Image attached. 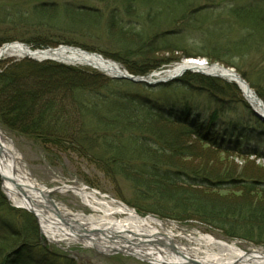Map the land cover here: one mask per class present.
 <instances>
[{"label": "trees", "instance_id": "trees-1", "mask_svg": "<svg viewBox=\"0 0 264 264\" xmlns=\"http://www.w3.org/2000/svg\"><path fill=\"white\" fill-rule=\"evenodd\" d=\"M67 1L57 0L51 4L32 0L35 2L32 6L34 24L47 27V31L50 29L51 32L46 33L48 37L27 40L21 34L9 37L0 29V47L14 41L31 45L32 49L73 44L63 37L68 30L62 25L66 23L59 18L63 15L78 17L82 13L99 18V11H78L65 5ZM97 1L114 6L112 11L115 15L116 4L124 5L128 23L115 21L112 25L121 32H129L127 28L131 32H139L140 36L135 37L141 38V43L134 41L133 47L141 49L135 54L140 61L132 72L140 76L153 71L146 53L166 51L169 36L175 33L174 30L166 32L156 27V22L165 16L174 18L168 24L170 26L178 23L191 26L194 20L211 14L213 6H222L232 14L244 17V25L256 29L264 27V5L260 6L264 0L254 4L233 3L230 8L223 6L225 0H164L160 3H164L161 5L167 14L158 9L150 14L146 10L141 15L133 8L138 6L137 0ZM14 8L12 6V12ZM21 8L26 17L29 8ZM150 30L151 33H144ZM243 47V51L256 47L263 49L264 35L250 38ZM145 63L149 65L139 66ZM4 65V62L0 63V123L5 124L7 130L13 132L17 125L22 124L25 134L32 135L44 145L76 153L97 163L109 178L124 177L137 187L139 195L153 203L150 210L140 207V211L181 220L193 216L220 230L228 240H243L264 248V179L215 169L210 162L197 158L193 152L194 143L186 142L181 133L145 121L139 124L137 113L132 111L133 107H143L188 127L196 140L210 145L215 152L261 155L258 145L254 151L245 147L246 142L260 137V130L264 136V122L257 119L249 108L244 106L241 112L236 109L233 120L225 123L227 111L222 113L182 98L161 100L151 96L153 92L168 94L177 85L208 95L210 100L222 99L226 96L222 86H227V83L189 74V80L184 78L153 87L51 61L21 60L11 61L6 68ZM242 77L245 78L244 75ZM10 90L15 94L13 97L7 95ZM190 160L198 163L190 165ZM20 215L24 218L22 223L16 219ZM0 230L3 234L1 240L14 239L19 243L15 248H7L5 254L2 251L0 264H78L52 251L42 237L35 217L24 210L11 208L1 192Z\"/></svg>", "mask_w": 264, "mask_h": 264}, {"label": "rangeland", "instance_id": "rangeland-1", "mask_svg": "<svg viewBox=\"0 0 264 264\" xmlns=\"http://www.w3.org/2000/svg\"><path fill=\"white\" fill-rule=\"evenodd\" d=\"M40 1L51 4L57 3V0ZM160 1L164 0H137L138 6H134L133 8L136 12H138V15H141L142 12L146 13V10L147 13L150 14L153 10L158 9L167 14L164 10L165 7L161 5L164 3H160ZM260 1L262 0H237V2L236 0H225V2H223V6L230 8L233 3L242 5L248 3L254 4L255 2ZM35 2L32 3V0H0V29L3 33L9 37H18L21 34L23 37H26L27 40L40 39L41 37L44 39L45 37H48L47 34L51 32L50 29L47 31V27L43 28L34 24V10H32V6ZM157 3L160 4L158 5ZM203 4L204 3H200V5ZM65 5H68L69 8L72 9L76 8L78 11L82 12L88 10L89 12L94 11L90 13H95V11L98 10L99 18L87 13L79 14L78 17L68 15H63V17L61 16L59 19L62 23H66V25H62H64V29L68 30H65L66 33L63 37L68 39L70 43H73L71 45L61 46L79 48L89 54L100 55L105 60L117 64L120 70L126 71L131 76L144 78L150 82L159 81V83L152 85L153 87L161 84L174 83L184 78L189 80V77H187L189 74L220 79L227 83V86L224 84L222 86L223 89L226 90H224V94H226V96L223 97L219 95L220 97H223L222 99H218L219 97H217L210 100L211 98L208 97V95L194 93L184 86L177 85L172 88V91L168 94L163 92H153L151 96L155 99L161 100L182 98L190 101V103L195 102L202 107H210L211 109L221 111L222 113L227 111V117L224 119L225 123L232 121L235 113H237V110L241 112L244 106L252 110L256 118L259 119L256 111L248 102L237 83L219 77L210 76L207 73H197L193 71H187L181 76L167 81L163 80L161 76L159 77V74L171 70L175 67V65L182 63L184 60H205L211 65L219 64L222 67L233 69L243 80H245L264 106V48L256 49V47L251 48L248 51H243L245 49L243 46L247 44L250 38L252 40L259 35H264V27L257 26L258 28L256 29L252 28V26L244 25V17H238L228 11V9L222 8V6L219 8H215L213 6L211 14L207 13V15H205L207 17H201L194 20L191 26H184L179 23L176 24V26H170L171 24H168L174 18H166L165 16V19L158 20L156 22V27L163 28V31L166 32H172L174 30L175 33L173 36H169L168 42L166 43V51L162 49L157 50L155 53H146L148 54L146 55L149 60L148 63L151 65L149 67H152L153 71L149 75L140 76L132 72V69L137 66V62L140 61L137 57H135V54L136 51L140 52L141 49L137 50L136 47H133V44H135L134 41L141 43L142 39L135 37L139 35L137 34L139 32H131L129 28H127V31L129 32H121V29L118 30L112 25L116 22L118 23V21L120 23H123L124 21V23H128V19L123 11L124 5L122 3L116 4L118 6L115 8L117 15H115L112 11L114 10V6H110L108 4L106 5L104 3L100 4L97 0H68ZM263 5L264 4H261L260 6ZM12 6L15 7L14 12L11 11ZM21 7H25L26 9L29 8V13H27L26 17H24L26 12ZM1 8H3V11H1ZM4 8L6 9L5 12ZM15 12L17 14L18 12L20 13L17 15ZM133 26L139 27L137 25ZM148 29L149 28L146 30ZM137 30H140V28H137ZM151 32L152 31L150 30V32L144 33L147 35V33ZM53 35L54 33H52L50 37L52 38ZM11 43L21 42L14 41ZM28 46L31 47V45ZM127 50L134 51V53H124ZM21 60L33 59L28 57H8L0 60V63L4 62L5 65L3 67L6 68L9 63L11 64V61ZM33 61L42 63L36 60ZM56 63L62 64L59 62ZM148 63L139 66H148ZM158 65L161 66L154 68ZM72 66L83 67L102 73L107 77H111L107 73L88 65ZM242 75H244L246 79L242 77ZM160 80L164 82H160ZM29 88H31V83ZM7 95L9 97H13L15 94L13 93V90H10ZM211 109L210 113H212ZM132 111L137 113L139 124L145 121L149 124L151 123L150 125L156 127L167 126L176 133H181L186 142L194 143L193 152L197 155V158L199 160L210 162L215 169L223 172H231L233 174L244 173L250 177L264 179V136L262 135V130L259 131V134H261L260 137L258 136V138L252 140L251 142L245 143V147L250 148V151H254L258 145V147H260L258 152H260L261 155H242L237 152H215L210 145L196 140L195 136L188 127L186 128L178 123L169 121L165 117H162L161 114L152 113L143 107H133ZM24 125H27V123L25 122ZM22 127V124L17 125L16 129L12 132L7 130V126L5 124L0 123L2 132L19 154L27 172L40 186L48 189L60 188L64 186H84L90 191H97L102 196L112 198L125 204L141 217L153 216L163 221L166 228L172 230V232L176 235L183 234L196 238L199 236H210L216 241L235 244L239 249L247 253L253 250L264 252V248L262 246H257L243 240H228L224 238L220 230L207 225L205 222L194 218L193 216H189V218L181 220L178 218H163L153 212L140 211V207L150 210L149 208L152 207L153 203L152 201L139 195L137 187L130 181L121 176H111L112 178H109L107 173L101 169L97 163L95 164L83 159L76 153L70 151L63 152L57 150L49 144L44 145L40 140L34 138L32 135L25 134ZM191 161L192 163H190ZM189 163L190 165H196L198 162L190 160ZM0 192L5 197L9 206L17 209L13 207L11 201L6 198V194L2 188L1 179ZM52 198L56 203L64 207L72 214L83 213L87 216L93 214L96 215L72 192H66L63 194L56 193L55 195H52ZM19 217H16V219L22 223L24 218L21 215ZM1 232L2 231L0 230V255L2 251L5 254L7 248H15L19 244L18 241L14 239H7L5 241L1 240L3 239V234H1ZM161 232L165 234L164 230ZM180 241L187 243L185 240ZM49 245L52 251L63 254L69 257V259L75 260L78 264H90L87 261L88 258H98V264H157L146 258V260H142L140 257L135 255H126L122 253L102 256L95 249L84 247L81 243H68L67 245L66 242H59L58 244L55 243ZM73 253L81 255L85 258V261L80 262L76 260Z\"/></svg>", "mask_w": 264, "mask_h": 264}, {"label": "bare ground", "instance_id": "bare-ground-1", "mask_svg": "<svg viewBox=\"0 0 264 264\" xmlns=\"http://www.w3.org/2000/svg\"><path fill=\"white\" fill-rule=\"evenodd\" d=\"M24 45L1 47L0 60L8 57H31L44 62L55 60L65 65H89L113 74L122 71L115 63L107 62L97 55H89L83 50L63 47L54 54H46L38 53L43 50H34ZM187 71L217 75L237 83L253 109L264 115V106L250 86L243 82L236 72L219 64L211 65L203 60H184L171 70L159 74V77L167 81ZM0 155V177L6 198L16 206L29 208L26 197L21 192L23 191L31 199L30 206L38 216L43 232L49 240L55 239L66 244L81 243L85 247L92 246L98 249V253L103 254L120 250L142 256L157 264H264V258L261 257L264 252L253 250L247 253L235 244L216 241L210 236L196 238L176 235L166 228L163 221L153 216L141 217L125 204L102 196L97 191H90L84 186L51 189L40 186L31 178L1 128ZM10 179L19 184L20 189L11 184ZM66 192L74 193L96 215L72 214L55 203L52 195ZM65 221L67 224H64Z\"/></svg>", "mask_w": 264, "mask_h": 264}, {"label": "water", "instance_id": "water-1", "mask_svg": "<svg viewBox=\"0 0 264 264\" xmlns=\"http://www.w3.org/2000/svg\"><path fill=\"white\" fill-rule=\"evenodd\" d=\"M19 44H20V43H14V45H19ZM10 45H12V44H7V45H4L3 47H8V46H10ZM24 46H25V45H24ZM63 47L65 48L66 46H61V47H58V48H56V49L49 48V49H47V50H43V51L38 52V53H46V54H50V53H51V54H54V53H56L58 50H60V49L63 48ZM69 48L74 49L73 47H69ZM75 49H79V48H75ZM79 50H81V49H79ZM83 52H84V51H83ZM36 53H37V52H36ZM88 54H89V53H88ZM89 55H96V54H89ZM97 56L100 57V58H103V57L100 56V55H97ZM28 58L33 59V60H36V61H39V62L42 61L41 59H36V58H31V57H28ZM51 61H55V60H51ZM106 61H107V60H106ZM188 61L193 62V60H188ZM55 62H56V61H55ZM107 62H110V61H107ZM203 62L206 63L205 60H203ZM72 65H73V64H72ZM116 65H117V64H116ZM88 66H89V65H88ZM95 69H98V68H95ZM98 70L107 73L108 75H110L112 78H115V79H124V80H128V81H131V82H134V83H144V84H147V85H150V86L159 83V81H157V82H150V81L145 80L144 78L131 76V75H130L129 73H127L126 71H121V72L118 73V74H113V73H109V72H106V71L101 70V69H98ZM230 70H232V69H230ZM232 71H234V70H232ZM193 72L204 73V72H200V71H193ZM209 75H210V76H215V77H219V78H220V76H217V75H212V74H209ZM238 77H239V75H238ZM242 81L245 82L244 80H242ZM160 82H164V81L160 80ZM262 106H263V105H262ZM256 114H257V116H258V117L264 122V115H263V114H260V113H258V112H256ZM0 158H1V155H0ZM0 175H1V174H0ZM0 179L2 180L1 177H0ZM9 181L11 182V184L15 185L16 188L20 189L21 186H19V184H17L15 181H12V179H10ZM21 192H22L23 195L26 197L25 199L27 200V202H28V204H29V208L19 207V206H16V205H14V206L17 207V208L25 209V210H27L28 212L32 213L33 215H35V217L37 218L38 222L40 223L39 218H38V216L36 215L34 209L30 206V201H31V199H29V197H27V196L24 194L23 191H21ZM64 224H67V222L65 221ZM83 234H84V233H83ZM84 235H85V234H84ZM96 250H98V249H96ZM117 253H122V254H126V255H135V254H131V253H125V252L120 251V250H116V251L111 250V251H109V252H107V253H104V254L101 253V254H103V255H109V254H117ZM135 256L140 257L142 260L145 259V258L142 257V256H138V255H135ZM261 257L264 258V254H262ZM145 260H146V259H145Z\"/></svg>", "mask_w": 264, "mask_h": 264}]
</instances>
